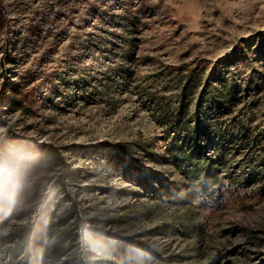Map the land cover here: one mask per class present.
Here are the masks:
<instances>
[{"label":"rangeland","instance_id":"rangeland-1","mask_svg":"<svg viewBox=\"0 0 264 264\" xmlns=\"http://www.w3.org/2000/svg\"><path fill=\"white\" fill-rule=\"evenodd\" d=\"M0 264H264V0H0Z\"/></svg>","mask_w":264,"mask_h":264},{"label":"trees","instance_id":"trees-1","mask_svg":"<svg viewBox=\"0 0 264 264\" xmlns=\"http://www.w3.org/2000/svg\"><path fill=\"white\" fill-rule=\"evenodd\" d=\"M63 163H64V165H65V174L63 175V177L68 173V171H69V164H68V162L66 161V160H63Z\"/></svg>","mask_w":264,"mask_h":264}]
</instances>
